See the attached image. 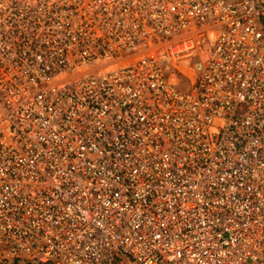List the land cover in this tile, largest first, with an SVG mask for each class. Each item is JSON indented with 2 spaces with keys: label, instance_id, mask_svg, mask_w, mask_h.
I'll return each instance as SVG.
<instances>
[{
  "label": "built area",
  "instance_id": "built-area-1",
  "mask_svg": "<svg viewBox=\"0 0 264 264\" xmlns=\"http://www.w3.org/2000/svg\"><path fill=\"white\" fill-rule=\"evenodd\" d=\"M0 264H264V0H0Z\"/></svg>",
  "mask_w": 264,
  "mask_h": 264
},
{
  "label": "rangeland",
  "instance_id": "rangeland-1",
  "mask_svg": "<svg viewBox=\"0 0 264 264\" xmlns=\"http://www.w3.org/2000/svg\"><path fill=\"white\" fill-rule=\"evenodd\" d=\"M0 252H1V249H0ZM0 256H1V254H0Z\"/></svg>",
  "mask_w": 264,
  "mask_h": 264
}]
</instances>
